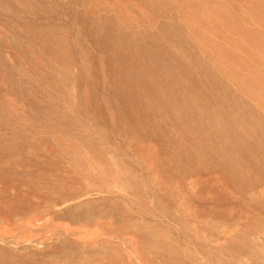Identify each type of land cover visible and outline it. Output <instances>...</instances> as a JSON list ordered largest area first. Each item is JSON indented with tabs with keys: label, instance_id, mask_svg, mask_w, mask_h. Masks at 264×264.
<instances>
[{
	"label": "rangeland",
	"instance_id": "374dc122",
	"mask_svg": "<svg viewBox=\"0 0 264 264\" xmlns=\"http://www.w3.org/2000/svg\"><path fill=\"white\" fill-rule=\"evenodd\" d=\"M0 264H264V0H0Z\"/></svg>",
	"mask_w": 264,
	"mask_h": 264
}]
</instances>
